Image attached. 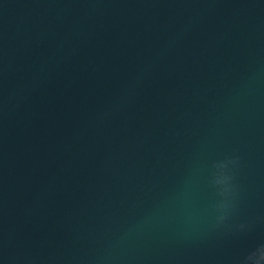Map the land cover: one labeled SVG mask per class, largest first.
<instances>
[{
    "label": "clouds",
    "instance_id": "1",
    "mask_svg": "<svg viewBox=\"0 0 264 264\" xmlns=\"http://www.w3.org/2000/svg\"><path fill=\"white\" fill-rule=\"evenodd\" d=\"M229 162L233 164V167L229 170L227 176L223 179L219 178L216 166L215 171L212 173L210 184L216 188V195L220 197L213 206L215 223L213 228L229 227L234 228L239 232L251 231V224H239L231 225L228 223L231 220L232 215L235 213L238 200V186L235 183L234 166L237 163V159L228 158ZM148 221H142L140 223L132 225L129 230L124 234L123 238H128L143 229ZM239 264H264V243L259 244L254 249L249 251L240 260Z\"/></svg>",
    "mask_w": 264,
    "mask_h": 264
}]
</instances>
